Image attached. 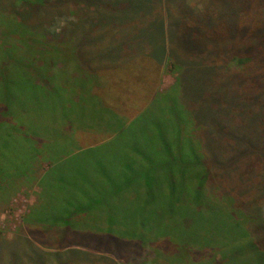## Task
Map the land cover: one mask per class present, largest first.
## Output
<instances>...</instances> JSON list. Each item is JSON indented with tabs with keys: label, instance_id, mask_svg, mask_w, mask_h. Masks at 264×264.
Masks as SVG:
<instances>
[{
	"label": "trees",
	"instance_id": "16d2710c",
	"mask_svg": "<svg viewBox=\"0 0 264 264\" xmlns=\"http://www.w3.org/2000/svg\"><path fill=\"white\" fill-rule=\"evenodd\" d=\"M16 3L22 10L7 14L0 0V40L16 39L20 46L8 54L13 59L8 66L13 81L5 82L0 122H13L7 123V137L21 144L20 149H12L14 154L39 159L38 167L35 161L32 166L25 161L18 179L35 180L40 190L17 240L2 244L22 256L11 260L18 264H120L117 260L173 264L165 254L180 248L183 251L173 258L174 264H264V219L239 216L254 206L264 209V0H104L107 8L99 18L115 31L99 44L90 43V35L53 37L56 20L46 18L36 28L31 26L33 15L36 19L41 13L48 15L47 0ZM68 49L83 65L96 60L97 73L127 68L157 73V65L168 61L176 81L167 90L151 92L154 88L145 84L144 73L133 75L131 88L145 89L150 95L137 105L133 117L108 101L119 98L113 96L114 83H101L95 74L87 75L81 98L75 102L71 92L78 87L76 80L71 87L50 71L55 59L52 50ZM36 70L39 86L33 76ZM10 85L22 93L23 106L32 99L39 107L14 106ZM107 85L110 89H105ZM80 129L106 132L109 139L77 148ZM106 142H115L117 150H113L129 159L118 168V176L126 179L131 192L134 187L136 193L146 186V192L160 188L164 199L155 200L153 205L159 207L153 212L168 210L165 230L120 239L96 223L110 211L106 204L110 199L100 190V172L89 167L82 182L83 173L71 159L96 153ZM143 163L148 172L158 173L159 184L148 180L144 186L135 184L146 172ZM169 173L174 175L168 177ZM13 184H0V206ZM77 185L86 189L80 191ZM178 204L186 211H179ZM154 213L151 217L159 215ZM221 220V228L215 229ZM82 232H108L104 234L117 240L80 239ZM81 245H95L106 254L89 252Z\"/></svg>",
	"mask_w": 264,
	"mask_h": 264
},
{
	"label": "rangeland",
	"instance_id": "374dc122",
	"mask_svg": "<svg viewBox=\"0 0 264 264\" xmlns=\"http://www.w3.org/2000/svg\"><path fill=\"white\" fill-rule=\"evenodd\" d=\"M47 1L48 3L46 5V12L48 15L41 13L37 19L34 18L33 15L31 17L30 25L36 28L38 21L42 22L46 18H48V20H56V35L53 37L57 39H62L64 37L70 39L75 36L74 34H82L85 37L90 35V43L99 44L102 43L103 40H105L109 35L112 34V32L115 31L114 28H112L111 26L109 27V25L107 24H104L103 21L99 18L101 15H103L107 8L103 4L104 0H93L92 2H79L78 0ZM188 1L193 3H201L203 0ZM1 2L3 3L2 7L4 8L2 9V12H5L7 14H9L13 9H18L19 11L22 10V8L19 7L16 3V0H1ZM85 20H87V22H85ZM28 31L32 32V30H30V27H28ZM16 46L20 47L16 39L10 42L0 40V109L4 106V99L6 97L5 82L7 83L13 81L12 77H9V75L11 76L13 72L8 69V66L10 65L9 62L13 59L11 57H8V54L10 50H12L13 47ZM51 54L54 56V60L56 62L54 60L52 61L53 65L52 67H50V71L53 74L58 73L60 79L65 80L66 83H68L71 87L75 86L73 82L74 80H76V82L78 83V87L75 86V91L71 92V99L75 102L81 98L79 93L85 88L84 80L87 78L88 74L97 75L98 81H100L101 83H114V86H111L113 96L115 95L116 98H119L111 99L109 97L108 101L114 107L122 111V113L127 114L130 117H133L137 114L139 109L137 105L144 104L145 100H143V98L144 96H146V94V101L150 99V95L148 94L147 90L131 88L133 75H138L140 73L143 74L144 72H142V70H136L135 72H132L127 68V71L122 70L117 73L113 70H109L108 72H106L104 71L106 69H99L97 73L93 69H96V66H98L99 64L96 65L97 61L94 59L86 61V63L83 65L81 61L74 58L73 52L69 51V49L63 52L52 50ZM31 57L35 58L34 56ZM19 60H21L20 62L27 63V61L22 58H20ZM39 64H42V61H40ZM31 67H33V65H31ZM91 68L92 70L90 71ZM157 68L159 69L157 73L155 70L151 69V72H149V70H146V72L143 74V81L146 82L145 84H151L154 88L151 92L167 90L172 87L176 81V77L171 72V66L168 61H165V63L162 65H157ZM37 72V70L34 71L35 75L33 76L35 84L39 86L40 80H38L36 77ZM109 85H107L105 89H108ZM11 86L12 85L9 86V91L12 92V96H15V98L13 96L14 106H17L18 108H20L19 106H21L32 109L39 107L35 102H32V99H30L31 102L28 101V103L24 104L23 106L22 101L25 99H23L22 93H17V90L11 88ZM43 86L45 85L43 84ZM30 97L33 98V96ZM50 98L48 101H50ZM7 123L10 124V122H7V120L0 122L1 134L3 135V138L0 140V171L3 172V180L1 179L0 184L4 185L6 181L8 182V185L13 184V182L15 183L7 192L8 195L0 206V264H18V262H15L11 259L12 257L21 259L22 256L19 253L14 252L13 249L2 246V244L4 245L5 242H13L14 240H17L18 236L20 235L19 233H21V230L24 228V216L29 213L31 207L38 202L37 193L39 192L40 187L37 181L21 178L19 180L18 171L21 174L22 170H24L23 168L25 167V161L27 166H32V163H34L33 161H35V167H38L39 159L31 158L32 161H30V159L28 160L26 156L23 157L22 153L14 154L16 153V150L12 149H20L21 144H18V142L15 141L13 142L11 141L13 140L12 138L7 137ZM11 124H13V122ZM108 136L109 135L106 132H92L86 129H80L76 136L77 143L75 147L87 148L89 146H95L104 141H107L109 139ZM116 146L117 145L115 142H106L97 149L96 153L93 152L94 154L87 153L85 155H80L78 157L76 156L71 159V162H73L74 165H79L80 173H83V175H81V177L79 178V180L82 182H85V179L88 177V173L90 171L89 167H93V170L96 171L99 170L98 173L100 172V190L104 191L105 197L110 199L107 201L108 203L106 202L105 198L103 199L104 203L106 202L110 211L106 212L105 214H101V217L98 221H96V223H101L100 225H102V227L106 226V228H110L113 235L120 239L138 238L139 234H147L151 236L153 233H160L162 230H165V215L168 210L163 209V212L161 213H154L153 211L155 210L153 209L158 208L159 206L157 207L153 204H155V200L156 202H161V200L164 199L162 196V191L160 190V188H150V192H146V186V189L145 187L143 188L145 189V191H143L142 189V191H138L136 193L134 187L133 191L131 192V186H128L126 179L121 175L120 177L118 176V168L121 169L123 165H126V163L129 162V159L119 157L118 152L116 151ZM14 157H16V159L13 161ZM144 164L145 163H143L141 167L144 168L146 172H144V175L139 176L137 179H135V184L140 183V185L144 186L147 180L148 182L151 181L150 183H155L156 185L159 184L160 178L158 176V173L148 172V169L144 167ZM68 165L70 166L71 163H68ZM48 166L49 163L44 162V168H48ZM7 169L8 171H6ZM7 172L14 174H12L13 176H11ZM171 175L174 174L169 173L168 177ZM9 179L13 181L9 183ZM85 187H79V185H77L76 188L82 191L86 189ZM191 194L192 193L188 195L190 196ZM178 206L179 211H186V207L180 206L179 204ZM164 207L166 208L167 206L164 205ZM153 213L155 215H159L157 217H151L150 214ZM239 216L244 219L249 217L248 219L261 220L264 219V209L259 206H254L247 211L239 212ZM208 222L215 223L212 220H209ZM222 223V220L217 222L214 225L215 229L221 228ZM85 224L87 223L85 222ZM143 224L145 225L144 228L148 229L147 231L146 229H142ZM104 233L85 234V232H82V234L79 235V237L77 235V237L80 239H94L101 241H109L110 239L117 240V238H115L114 236L106 235L108 232L106 234ZM26 235L30 236V233L26 232ZM124 235H126L128 238ZM129 236H132V238ZM84 245L78 247L89 252L97 253L98 255L106 254L105 250L96 249L95 245H93V247L95 248L91 247L92 245L83 247ZM182 251L183 250L180 248H176L175 252L171 250L169 252V254L171 255L167 256V254H165V258L166 260L170 259L174 264L173 258L180 254ZM117 261H119L120 264H124L122 260Z\"/></svg>",
	"mask_w": 264,
	"mask_h": 264
}]
</instances>
